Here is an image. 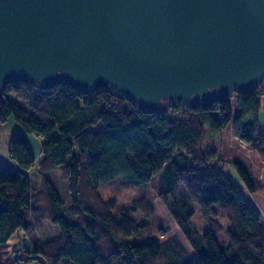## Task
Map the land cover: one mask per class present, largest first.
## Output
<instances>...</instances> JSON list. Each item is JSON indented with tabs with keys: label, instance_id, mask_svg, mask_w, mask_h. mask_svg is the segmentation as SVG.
Here are the masks:
<instances>
[{
	"label": "trees",
	"instance_id": "obj_1",
	"mask_svg": "<svg viewBox=\"0 0 264 264\" xmlns=\"http://www.w3.org/2000/svg\"><path fill=\"white\" fill-rule=\"evenodd\" d=\"M262 95L264 86L210 105L148 115L104 88L89 95L60 83L42 90L19 78L7 81L0 90V123L12 119L39 139L40 155L34 158L21 135L7 142L14 165L0 162V264L8 256L16 263L34 255L47 264H264V225L240 192V186L260 190L259 179L238 161L232 162L238 179L228 175L215 148L204 145L207 135L218 136L231 124L237 138L264 158V133L258 131ZM100 122L104 129L95 133ZM57 168L67 201L49 178ZM156 174L163 188L157 200L193 255L143 193L117 203L98 190L119 178L139 191ZM190 203L206 224L203 234L191 221ZM46 221L58 234L41 241L38 232ZM18 230L29 248L6 250ZM223 232L226 244L217 238Z\"/></svg>",
	"mask_w": 264,
	"mask_h": 264
},
{
	"label": "water",
	"instance_id": "obj_2",
	"mask_svg": "<svg viewBox=\"0 0 264 264\" xmlns=\"http://www.w3.org/2000/svg\"><path fill=\"white\" fill-rule=\"evenodd\" d=\"M15 78L104 88L148 115L247 95L264 80V0H0V90Z\"/></svg>",
	"mask_w": 264,
	"mask_h": 264
},
{
	"label": "rangeland",
	"instance_id": "obj_3",
	"mask_svg": "<svg viewBox=\"0 0 264 264\" xmlns=\"http://www.w3.org/2000/svg\"><path fill=\"white\" fill-rule=\"evenodd\" d=\"M20 104L24 105L23 102L20 100ZM232 115H235V104L231 105ZM104 129L103 123H98L96 126L93 127V131L95 133H100ZM259 132H264L262 127H259ZM12 134L9 133L6 126H1L0 124V162H4V157L7 152L6 142L10 139ZM24 137V136H23ZM210 145L212 149L216 150V157L222 158L223 168L224 171L230 175L235 176L236 173L232 166L233 161H238L242 163L250 172L253 174L258 175L257 173V162H264V158L258 157L256 153L250 148L248 143H244L237 138L236 134L234 133V129L231 127V124H228L224 127L218 136H211L207 135L204 145ZM12 162V161H11ZM33 176V175H32ZM51 183L57 189L61 197L67 201L69 199L68 193L66 192L65 183L60 178V169L57 168L50 177ZM32 182V181H31ZM33 184V182H32ZM137 187V186H136ZM136 187L131 186L128 182L124 179H113L107 183H103L99 185V192L103 196L105 200H115L117 203H128L131 202L133 199L137 197H141V194H144V197L147 199L148 203H155L158 210L162 214V217L168 223L169 228L174 233L171 234L178 237L184 248L193 255L191 249L189 248V243L186 242L184 237L182 236L181 232L179 231L177 225L172 220L171 216L169 215L167 209L165 208L164 204L157 200V195L160 191L163 190L161 184L158 182V175L152 176L149 182L143 183L139 185V191L136 190ZM180 188V187H179ZM181 189V188H180ZM241 189V186H240ZM245 189H242V193H244ZM139 192V193H138ZM141 192V193H140ZM188 210L191 211L192 217L191 221L197 231L200 234H203L206 231V224L204 220L201 218L198 208L195 204L190 203L188 206ZM58 228L55 225H52L48 221L43 223V228L41 231L38 232V237L41 241L48 240L57 236ZM169 237V236H168ZM157 238V237H156ZM167 238V237H166ZM220 242L224 244L227 243L228 238L225 233H221L218 237ZM160 239V237H159ZM162 240V239H161ZM24 245L26 248H29V240L24 234L22 230L16 231L10 239L7 241L6 250H10L13 246ZM9 260L6 264H39L37 261H29V262H13L11 257L8 256Z\"/></svg>",
	"mask_w": 264,
	"mask_h": 264
},
{
	"label": "crops",
	"instance_id": "obj_4",
	"mask_svg": "<svg viewBox=\"0 0 264 264\" xmlns=\"http://www.w3.org/2000/svg\"><path fill=\"white\" fill-rule=\"evenodd\" d=\"M1 126H6L9 133L12 134L11 137L14 136L15 134L24 136L29 142L30 151L33 154L34 158L37 159L39 157L40 155L39 139H37L36 137L26 135L20 127H18L17 125L13 123L12 119L11 120L8 119L7 122L4 124H1ZM259 127H262V129L264 130V95H262V97L260 98V107L258 111V131H259ZM7 142H6V145H7ZM2 163L8 164V165H14L13 162H11L7 152L4 157V162ZM257 166H258L257 167V173H258L257 177L255 174H253L252 172L251 173L257 179H259L261 186H262L261 189L255 193H250L245 189L244 186H241L240 192L242 193V189H245L244 193H242L244 200L247 203H249L252 207H254V209L256 210V212L258 213L261 219L262 224L264 225V162L262 163L257 162ZM57 234H58V231H57Z\"/></svg>",
	"mask_w": 264,
	"mask_h": 264
},
{
	"label": "built area",
	"instance_id": "obj_5",
	"mask_svg": "<svg viewBox=\"0 0 264 264\" xmlns=\"http://www.w3.org/2000/svg\"><path fill=\"white\" fill-rule=\"evenodd\" d=\"M262 86H264V80H263ZM229 99H232V96H231V97H229Z\"/></svg>",
	"mask_w": 264,
	"mask_h": 264
}]
</instances>
